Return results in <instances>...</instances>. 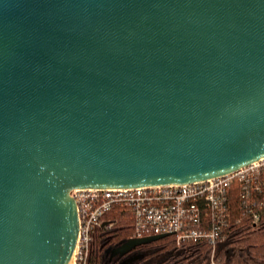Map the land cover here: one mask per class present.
Here are the masks:
<instances>
[{
    "label": "water",
    "instance_id": "water-1",
    "mask_svg": "<svg viewBox=\"0 0 264 264\" xmlns=\"http://www.w3.org/2000/svg\"><path fill=\"white\" fill-rule=\"evenodd\" d=\"M261 159L264 0H0V264H70L74 190Z\"/></svg>",
    "mask_w": 264,
    "mask_h": 264
},
{
    "label": "built area",
    "instance_id": "built-area-1",
    "mask_svg": "<svg viewBox=\"0 0 264 264\" xmlns=\"http://www.w3.org/2000/svg\"><path fill=\"white\" fill-rule=\"evenodd\" d=\"M240 185L248 198L250 192L261 195L253 200L256 221L264 209V159L223 177L179 186H154L131 189H84L71 193L79 216V241L70 264H87L94 229L102 217L115 208L129 211L132 237L167 234L177 245L206 242L210 246L208 264L215 259L216 242L230 220L228 190ZM114 223L106 224L111 227Z\"/></svg>",
    "mask_w": 264,
    "mask_h": 264
},
{
    "label": "trees",
    "instance_id": "trees-1",
    "mask_svg": "<svg viewBox=\"0 0 264 264\" xmlns=\"http://www.w3.org/2000/svg\"><path fill=\"white\" fill-rule=\"evenodd\" d=\"M243 192L234 184L228 190L230 220L216 242L215 259L218 264H264V209L256 221L253 200L261 195ZM252 212V213H251ZM114 223L107 227L106 224ZM133 222L129 211L115 208L106 213L94 229L87 264H121V258L109 259L110 251L131 239ZM133 264H208L210 246L206 242H186L177 245L175 236L140 245L132 249Z\"/></svg>",
    "mask_w": 264,
    "mask_h": 264
},
{
    "label": "flooded vegetation",
    "instance_id": "flooded-vegetation-1",
    "mask_svg": "<svg viewBox=\"0 0 264 264\" xmlns=\"http://www.w3.org/2000/svg\"><path fill=\"white\" fill-rule=\"evenodd\" d=\"M119 247V246H118ZM117 247H115L114 249H116ZM114 249H112L110 251V255H109V259L112 260L113 258H121L122 259V263L121 264H133L134 261L136 260V256L135 255V251H130L129 253L125 254V255H120L119 253L114 254Z\"/></svg>",
    "mask_w": 264,
    "mask_h": 264
},
{
    "label": "rangeland",
    "instance_id": "rangeland-1",
    "mask_svg": "<svg viewBox=\"0 0 264 264\" xmlns=\"http://www.w3.org/2000/svg\"><path fill=\"white\" fill-rule=\"evenodd\" d=\"M234 185V184H233ZM114 226V224L112 225V227Z\"/></svg>",
    "mask_w": 264,
    "mask_h": 264
}]
</instances>
